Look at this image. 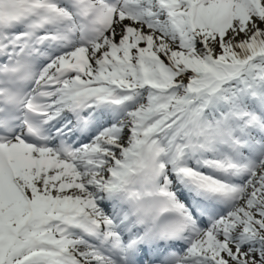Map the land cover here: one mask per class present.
I'll use <instances>...</instances> for the list:
<instances>
[{
  "label": "snow or ice",
  "instance_id": "obj_1",
  "mask_svg": "<svg viewBox=\"0 0 264 264\" xmlns=\"http://www.w3.org/2000/svg\"><path fill=\"white\" fill-rule=\"evenodd\" d=\"M0 264H264V0H0Z\"/></svg>",
  "mask_w": 264,
  "mask_h": 264
}]
</instances>
